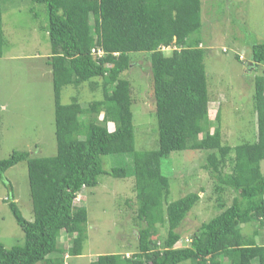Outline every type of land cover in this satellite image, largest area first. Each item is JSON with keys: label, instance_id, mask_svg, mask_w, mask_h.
<instances>
[{"label": "trees", "instance_id": "16d2710c", "mask_svg": "<svg viewBox=\"0 0 264 264\" xmlns=\"http://www.w3.org/2000/svg\"><path fill=\"white\" fill-rule=\"evenodd\" d=\"M2 1L0 57L6 46ZM32 1L45 5L48 14L57 152L32 156L13 150L0 159V178L27 161L34 212L29 220L15 200L9 202L25 241L11 248L0 241V264H65L67 254H82L88 213L76 199L102 175L134 177L137 219L145 225L132 255L100 254L91 264H264V234L256 239L264 225V68L254 78V140L231 145L223 138L221 108L210 116L203 0ZM170 46L166 54L163 48ZM143 53L152 73L158 147L136 151L133 85L122 75ZM248 59L250 69L264 66V42L250 45ZM84 83L102 98L87 107L77 97L63 102L64 88ZM184 150L208 151L205 167L215 190L230 188L235 194L229 205L217 198L221 212L200 225L189 246L179 247L178 228L201 197L193 191L168 201L171 181L162 159ZM121 153L133 155L131 169L103 167V155ZM255 222L254 235L244 233L243 226ZM159 226H166L163 238ZM62 231L72 237L67 250L59 245Z\"/></svg>", "mask_w": 264, "mask_h": 264}, {"label": "rangeland", "instance_id": "374dc122", "mask_svg": "<svg viewBox=\"0 0 264 264\" xmlns=\"http://www.w3.org/2000/svg\"><path fill=\"white\" fill-rule=\"evenodd\" d=\"M2 3L6 46L0 57V159L13 150H27L32 156L56 154L55 89L47 63L52 43L46 7L32 0ZM202 18L210 116L214 119L221 108L223 138L229 144L253 141L257 129L254 78L264 66L253 70L247 64L250 45L264 42V0H203ZM173 48L163 50L170 54ZM134 60L122 76L133 85L135 150L156 149L158 123L150 61L144 53L135 55ZM102 96L100 90L91 91L89 83L67 86L62 94L63 102L77 97L83 107ZM99 120H103L102 115ZM108 127L114 129V124L108 123ZM207 155L204 150H184L162 159V171L171 181L168 201L193 191L201 197L178 228L182 235L179 247L189 246L200 225L221 212L217 198L223 197L229 205L235 194L230 188L222 194L215 190V180L205 167ZM102 161L106 170L134 165L131 153L103 155ZM11 200L25 218L33 219L27 161L13 165L0 178V241L7 248L25 241L9 205ZM76 205L87 208L88 240L82 254L65 256V264H91L100 254L130 256L138 250V231L145 223L137 219L133 176L102 175L97 186L79 193ZM255 226L256 222L243 226L244 233L254 235ZM260 230L258 242L264 225ZM165 234L166 226H159V235L163 238ZM71 244L72 237L62 231L59 245L67 250Z\"/></svg>", "mask_w": 264, "mask_h": 264}, {"label": "clouds", "instance_id": "9594fccd", "mask_svg": "<svg viewBox=\"0 0 264 264\" xmlns=\"http://www.w3.org/2000/svg\"><path fill=\"white\" fill-rule=\"evenodd\" d=\"M67 256H69V255L67 254Z\"/></svg>", "mask_w": 264, "mask_h": 264}, {"label": "water", "instance_id": "95a60500", "mask_svg": "<svg viewBox=\"0 0 264 264\" xmlns=\"http://www.w3.org/2000/svg\"><path fill=\"white\" fill-rule=\"evenodd\" d=\"M250 64H252V62Z\"/></svg>", "mask_w": 264, "mask_h": 264}]
</instances>
